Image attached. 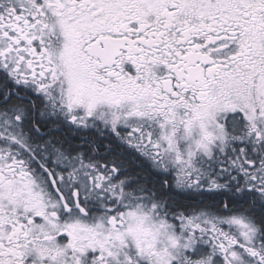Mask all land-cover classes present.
<instances>
[{
  "label": "snow or ice",
  "instance_id": "obj_1",
  "mask_svg": "<svg viewBox=\"0 0 264 264\" xmlns=\"http://www.w3.org/2000/svg\"><path fill=\"white\" fill-rule=\"evenodd\" d=\"M0 264H264V0H0Z\"/></svg>",
  "mask_w": 264,
  "mask_h": 264
}]
</instances>
